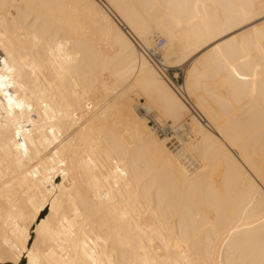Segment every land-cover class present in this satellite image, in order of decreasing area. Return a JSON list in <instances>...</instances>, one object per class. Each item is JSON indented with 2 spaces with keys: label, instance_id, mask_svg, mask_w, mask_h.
Returning <instances> with one entry per match:
<instances>
[{
  "label": "bare ground",
  "instance_id": "1",
  "mask_svg": "<svg viewBox=\"0 0 264 264\" xmlns=\"http://www.w3.org/2000/svg\"><path fill=\"white\" fill-rule=\"evenodd\" d=\"M23 258L264 264V0H0V264Z\"/></svg>",
  "mask_w": 264,
  "mask_h": 264
},
{
  "label": "rangeland",
  "instance_id": "2",
  "mask_svg": "<svg viewBox=\"0 0 264 264\" xmlns=\"http://www.w3.org/2000/svg\"><path fill=\"white\" fill-rule=\"evenodd\" d=\"M162 52H163V50L161 49L160 55ZM187 66H188V62L186 64L180 66V67H175L173 69L170 68V78L172 80L174 79L173 81H175L176 84H181L183 82ZM175 72H178V75L175 76ZM191 106H193V105L191 104ZM169 122L171 123V121H169Z\"/></svg>",
  "mask_w": 264,
  "mask_h": 264
},
{
  "label": "built area",
  "instance_id": "3",
  "mask_svg": "<svg viewBox=\"0 0 264 264\" xmlns=\"http://www.w3.org/2000/svg\"><path fill=\"white\" fill-rule=\"evenodd\" d=\"M165 43V39L163 37L158 38L156 46L151 49L144 50L146 54L151 57L152 59L156 60V62H160V50ZM152 119V118H151ZM155 123V121L152 122V124ZM163 132V131H162Z\"/></svg>",
  "mask_w": 264,
  "mask_h": 264
},
{
  "label": "trees",
  "instance_id": "4",
  "mask_svg": "<svg viewBox=\"0 0 264 264\" xmlns=\"http://www.w3.org/2000/svg\"><path fill=\"white\" fill-rule=\"evenodd\" d=\"M23 263L25 264V259L24 258L22 259V263L21 264H23Z\"/></svg>",
  "mask_w": 264,
  "mask_h": 264
}]
</instances>
